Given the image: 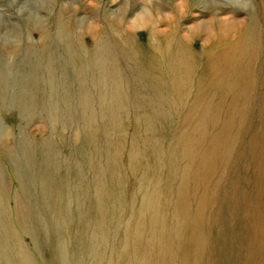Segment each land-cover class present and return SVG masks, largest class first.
Instances as JSON below:
<instances>
[{"label": "rangeland", "instance_id": "obj_1", "mask_svg": "<svg viewBox=\"0 0 264 264\" xmlns=\"http://www.w3.org/2000/svg\"><path fill=\"white\" fill-rule=\"evenodd\" d=\"M233 1L0 0V264H264V0Z\"/></svg>", "mask_w": 264, "mask_h": 264}, {"label": "bare ground", "instance_id": "obj_2", "mask_svg": "<svg viewBox=\"0 0 264 264\" xmlns=\"http://www.w3.org/2000/svg\"><path fill=\"white\" fill-rule=\"evenodd\" d=\"M232 1H233V0H231V2H232ZM220 2H221V1H220ZM233 2H234V1H233ZM154 7H155V6H154ZM159 8H160V7H159ZM147 9H148V8H147ZM160 12H161V11H160ZM145 13H146V12H145ZM155 13H156V12H155ZM162 14H163V13H162ZM166 14H167V13H165V15H166ZM168 14H169V13H168ZM163 15H164V14H163ZM138 16H139V15H138ZM164 17H167V16H164ZM147 18H149V17H147ZM168 18H169V17H168ZM145 19H146V18H145ZM133 20H134V19H133ZM239 20H240V19H239ZM134 21H135V20H134ZM139 21H140V20H139ZM142 21H143V20H142ZM131 22H133V21H131ZM230 22H231V21H230ZM133 23H134V22H133ZM224 23H225V22H224ZM222 26H223V24H222ZM222 26H221V27H222ZM226 26H228V25H226ZM229 26H231V25H229ZM155 28H156V27H155ZM222 28H223V27H222ZM188 29H189V28H188ZM192 29H193V28H192ZM192 29H191V30H192ZM201 29H202V27H201ZM205 29H206V28H205ZM226 29H227V28H226ZM157 30H158V27H157ZM160 30L162 31L163 28L160 29ZM223 30H224V29H223ZM193 31H194V30H193ZM162 32H163V31H162ZM164 32H165V31H164ZM166 32H167V31H166ZM166 32H165V33H166ZM182 33H184V32H182ZM185 34H186V33H185ZM185 34H183V35H185ZM99 38H100V37H99ZM101 40H102V39H101ZM98 42H99V41H98ZM96 43H97V39H96ZM103 44L105 45L104 41H103ZM103 44L101 43L100 45H103ZM101 49H103V48H101ZM109 49H110V48H109ZM109 49H108V50H109ZM105 50H106V49H105ZM105 50L103 49V51H105ZM157 50H158V49H157ZM167 51H168V50H167ZM111 52H112V49H111ZM176 52H177V51H176ZM112 53H113V52H112ZM48 54H49V53H48ZM104 54H105V52H104ZM107 54H108V51H107ZM109 54H110V53H109ZM161 54H162V53H161ZM233 54H235V53H233ZM114 55H115V54H114ZM103 56H105V55H103ZM106 56H107V55H106ZM158 56H159V55H158ZM234 56H235V55H234ZM161 57H162V56H161ZM163 57H165V56L163 55ZM182 57H183V56H182ZM51 58H52V57H51ZM102 58H103V57H101L100 59L102 60ZM230 58H231V57H230ZM105 59H106V58H105ZM114 59H115V58H114ZM114 59H113V60H114ZM152 59H153V58H152ZM170 59H171V58H170ZM110 60H111V59H110ZM110 60H109V61H110ZM158 60H160V59H158ZM105 61H107V60H105ZM105 61H104V62H105ZM101 62H103V61H101ZM114 62H116V61L114 60ZM160 62H162V61H160ZM106 63H107V62H106ZM111 63H113V62H111ZM167 63H168V62H167ZM174 63H175V62H174ZM180 63L182 64V62H179V64H180ZM218 63H219V62H218ZM230 63H232V62H230ZM47 64H48V63H47ZM99 64H100V63H99ZM109 64H110V63H109ZM113 64H114V63H113ZM160 64H162V63H160ZM183 64H184V63H183ZM221 64H222V63H221ZM95 65H96V64H95ZM235 65H236V64H235ZM235 65H234V67H235ZM114 66H115V65H114ZM158 66H159V65H158ZM45 67H46V66H45ZM47 67H48V66H47ZM47 67H46V68H47ZM60 67H61V66H60ZM104 67H105V66H104ZM110 67H111V65H110ZM112 67H113V66H112ZM112 67H111V68H112ZM116 67H117V66H116ZM161 67H162V65H161ZM171 67H172V66H170V63H169V68H171ZM181 67H182V66H181ZM181 67H180V68H181ZM227 67H228V66H227ZM99 68H100V67H99ZM102 68H103V67H102ZM159 68H160V67H159ZM175 68H176V67H175ZM104 69H105V68H104ZM112 69H113V68H112ZM112 69H111V70H112ZM181 69H182V68H181ZM47 70H48V69H47ZM100 70H101V69H100ZM100 70H99V71H100ZM113 70H115V68H114ZM160 70L162 71V69H160ZM174 70H175V69H174ZM228 70H229V69H228ZM105 71H106V69H105ZM172 71H173V69H172ZM176 71H177V69H176ZM178 71H179V70H178ZM181 71H182V70H181ZM218 71H219V70H218ZM108 72H109V71H107V73H108ZM174 72H175V71H174ZM183 72H184V70H183ZM232 72H233V71H232ZM235 72H236V71H235ZM42 73H43V72H42ZM102 73H103V72H102ZM112 73H114V71H112L111 73H108L107 76H108V75L110 76ZM167 73L169 74V72H167ZM240 73H241V72H240ZM230 74H231V73H230ZM238 74H239V73H238ZM238 74H237V76H238ZM101 75H103V74H101ZM181 75H182V73H181ZM103 76H104V75H103ZM103 76H101V77H103ZM231 76L233 77V75H231ZM105 77H106V76H105ZM110 77H111V76H110ZM112 77H113V76H112ZM182 77H183V76H182ZM182 77H181V78H182ZM185 77H186V76H185ZM108 78H109V77H108ZM113 78H114V77H113ZM103 79H104V78H103ZM116 79H117V78H116ZM182 79H183V78H182ZM227 79H228V78H226V80H227ZM239 79H240V78H239ZM100 80H101V79H100ZM104 80H106V79H104ZM110 80H111V79H110ZM112 80H113V79H112ZM77 81H79V80L77 79ZM81 81H82V80H81ZM240 81H241V80H240ZM101 82H102V81H100V83H101ZM114 82H115V80H114ZM222 82H223V81H222ZM228 82H229V81H228ZM238 83H239V82H238ZM101 84H102V83H101ZM109 84H110V83H109ZM214 84H215V83H214ZM227 84H228V83H227ZM118 85H120V84L118 83ZM166 85H167V83H166ZM107 86H108V85H107ZM110 86H111V85H110ZM116 86H117V84H116ZM111 87H112V86H111ZM172 87H173V86H172ZM80 88H81V87H80ZM83 88H84V87H83ZM106 88H107V87H106ZM116 88H117V87H116ZM119 88H120V87H119ZM119 88H118V89H119ZM121 88H122V87H121ZM121 88H120V90H121ZM220 88H221V87H220ZM100 89H101V88H100ZM114 91H115V87H114ZM182 91H183V89L181 88V92H182ZM82 92H83V91H82ZM106 92H107V91H106ZM109 92H110V91H109ZM117 92H118V90H117ZM120 92H121V91H120ZM163 92H164V91H163ZM110 93H111V92H110ZM113 93H114V92H113ZM170 93H171V92H170ZM116 94H117V93H116ZM121 94H122V93H121ZM121 94H120V95H121ZM163 94H164V93H163ZM84 96H86V95H84ZM104 97H105V96H104ZM110 97H111V95H110ZM119 97H120V96H119ZM86 98H87V97H86ZM86 98H85V99H86ZM105 98H106V97H105ZM113 98H115V97H113ZM113 98H112V99H113ZM81 99H82V98H81ZM88 99H89V97H88ZM106 99H107V98H106ZM106 99H105V100H106ZM112 99H111V101H112ZM119 99H120V98H118V102L120 103ZM114 100H115V99H114ZM84 102H85V101H84ZM100 102H101V101H100ZM112 103H114V102H112ZM112 103H111V104H112ZM115 103H116V102H115ZM80 105H81V104H80ZM107 105H108V103H107ZM116 105H117V104H116ZM119 105H120V104H119ZM121 105H122V104H121ZM121 105H120V106H121ZM110 107H113V106H110ZM115 107H116V106H115ZM118 107H119V106H118ZM120 109H122V107H121ZM154 109H156V108H154ZM111 111H115V109H114V110L111 109ZM84 112H85V111H84ZM116 112H117V111H116ZM116 112H115V113H116ZM118 113H119V111H118ZM110 114H111V113H110ZM113 114H114V113H113ZM120 114H121V113H120ZM114 116H116V115H114ZM116 118H117V117H116ZM116 118H115V119H116ZM111 119H113V118H111ZM111 119H110V120H111ZM115 122H116V120H115ZM116 123H117V122H116ZM135 157H136V156H135ZM205 165H207V164H205ZM206 167H207V166H206ZM140 224H141V223H140ZM135 226H136V225H135ZM3 235H4V234H3ZM0 256H3V257L7 256V250H6L5 248H3V246L1 245V241H0Z\"/></svg>", "mask_w": 264, "mask_h": 264}]
</instances>
